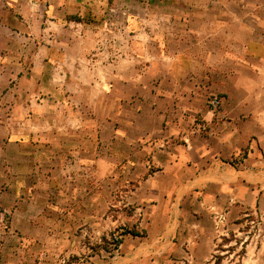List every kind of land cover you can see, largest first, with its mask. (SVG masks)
Masks as SVG:
<instances>
[{
    "label": "crops",
    "instance_id": "1",
    "mask_svg": "<svg viewBox=\"0 0 264 264\" xmlns=\"http://www.w3.org/2000/svg\"><path fill=\"white\" fill-rule=\"evenodd\" d=\"M221 3L0 0V107H43L50 125L52 108L60 105L108 109L105 115L93 111L88 121L95 126L87 138L93 157L95 149L99 156L93 166L100 171L102 148L109 157H123L128 178L138 181L133 194L156 202L147 231H162L166 242L157 245L158 253L126 255L122 264H214L210 243L219 218L194 216L187 224L176 192L211 189L205 204L224 211L220 222H228L240 216L237 202L243 201L246 181L258 185L254 175L264 166L257 159L264 156V3ZM212 96L220 99L215 110L208 103ZM28 115L11 119L36 124ZM87 134L80 135L78 148L87 147ZM44 135L53 147L58 134L50 128ZM32 139L28 132L6 136L19 160L13 171L21 172L20 159L31 155L25 145ZM245 150L253 165L247 170L245 159L239 161ZM22 187L18 179L9 186L17 204L31 199ZM226 202L230 206L221 209ZM171 203L172 215L162 214ZM15 223L8 227L0 220V264H32L31 255L4 260L5 251L19 249L38 225L30 215L16 216ZM167 231L193 242L169 241ZM13 239L16 244H9ZM52 242L47 257L36 256L33 264H58L62 244Z\"/></svg>",
    "mask_w": 264,
    "mask_h": 264
},
{
    "label": "rangeland",
    "instance_id": "2",
    "mask_svg": "<svg viewBox=\"0 0 264 264\" xmlns=\"http://www.w3.org/2000/svg\"><path fill=\"white\" fill-rule=\"evenodd\" d=\"M222 1L215 0V3L220 5ZM225 2L231 3V0ZM244 2L258 5L264 0ZM45 110L43 107L34 110L0 107V150L6 151L0 155V197L5 194L0 198V220L4 226L12 227L16 225V216L30 215L38 224L35 231H27L29 236L21 240L19 249L5 251L4 260L24 261L31 255L30 262L33 264L36 256L45 253L47 257L53 240L62 244V251H58V264H122L126 255L145 256L149 249L158 253L157 245L166 242L161 238L162 231H147L150 209L156 202L153 199L141 201L133 194L138 181L131 180L130 175L128 178L124 158L109 157L102 148L100 171L96 164V167L93 166V159H99V156L95 149L93 157L92 141L87 138L95 126L88 121L94 114H107L108 109L102 108L97 112L92 108L76 107L75 104L60 105L52 108L51 125L44 123V117L49 114ZM28 114L34 116L36 124H18L13 120L18 122L19 118L28 117ZM50 128L58 134L53 140V147L46 142L44 135ZM14 131L31 133L33 138L26 142V152L31 155L20 159L22 169L19 173L13 171V165L19 162L13 157L15 146L5 142L6 136ZM86 133H89L84 141L87 147L80 149V135ZM116 151L123 153L124 150L117 148ZM242 158L245 159L246 170L253 166L248 160V150L240 154L239 161ZM258 158L264 161V156ZM110 164L114 166L108 171L106 168ZM259 169L254 175L259 180L258 185L252 188L246 181L243 201L237 202L241 208L240 216L228 222L222 221L221 216L226 214L224 211H212L205 204L210 202L206 200V192H211V189L192 190L188 196L184 194L186 189L176 192L181 201L180 207L185 209L187 224L195 221L194 216L219 218L218 225L213 227L216 231L210 243L214 264H264V166ZM17 179L23 185L21 194L31 198L19 204L11 198L12 191L8 193L11 190L9 186L14 185ZM213 190L216 192L217 189ZM226 203L221 209L227 210L230 205ZM18 208H21V214H18ZM172 208L171 203V210L165 211L164 207L161 213L172 215ZM167 232L171 233L167 234L169 241L179 242L180 239L185 244L193 242V237L179 236L177 231ZM175 232L177 235H174ZM118 241L120 245L116 249ZM9 244L15 245L16 240H10Z\"/></svg>",
    "mask_w": 264,
    "mask_h": 264
},
{
    "label": "built area",
    "instance_id": "3",
    "mask_svg": "<svg viewBox=\"0 0 264 264\" xmlns=\"http://www.w3.org/2000/svg\"><path fill=\"white\" fill-rule=\"evenodd\" d=\"M209 104H210V106L212 107V109H217L218 107H219V105H220V103H219V99H217V98H214V99H212L210 102H209Z\"/></svg>",
    "mask_w": 264,
    "mask_h": 264
},
{
    "label": "trees",
    "instance_id": "4",
    "mask_svg": "<svg viewBox=\"0 0 264 264\" xmlns=\"http://www.w3.org/2000/svg\"><path fill=\"white\" fill-rule=\"evenodd\" d=\"M133 235H136V234L133 233ZM119 245H120V242L118 241L117 244H116V246H115V248L118 249ZM215 264H219V263L218 262H215Z\"/></svg>",
    "mask_w": 264,
    "mask_h": 264
}]
</instances>
